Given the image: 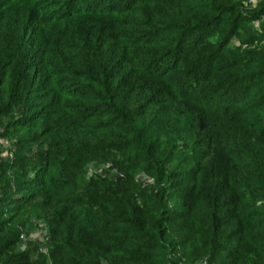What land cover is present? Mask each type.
I'll return each instance as SVG.
<instances>
[{
  "label": "trees",
  "instance_id": "obj_1",
  "mask_svg": "<svg viewBox=\"0 0 264 264\" xmlns=\"http://www.w3.org/2000/svg\"><path fill=\"white\" fill-rule=\"evenodd\" d=\"M11 132L0 264H264V0H0Z\"/></svg>",
  "mask_w": 264,
  "mask_h": 264
},
{
  "label": "rangeland",
  "instance_id": "obj_2",
  "mask_svg": "<svg viewBox=\"0 0 264 264\" xmlns=\"http://www.w3.org/2000/svg\"><path fill=\"white\" fill-rule=\"evenodd\" d=\"M241 2V4L245 8H252L257 4L258 1H256L254 4L251 3H245L243 0H238ZM259 19L253 20L252 24L257 26L259 25ZM231 42H238L236 38L232 37ZM9 137L6 138V136H0V177L2 175H5L7 178H15V172L18 169L17 164L11 163L12 159V152L16 150L17 145L15 144L16 140V133H9ZM4 140L8 141V144L4 142ZM34 147V145H33ZM32 147V148H33ZM10 151L11 155H8V152ZM105 162H110L111 166L115 168L116 171L120 172L121 175H118V177H123L122 169L120 166H122V162L118 163L114 158L112 159L110 156H101L95 161H90L86 166V172L84 175L87 177L90 174H92L91 170V164L93 166H102ZM103 175L108 176L109 179L114 180L116 176L111 174L110 172L104 171ZM133 177L135 181L139 184H146L151 183V178L147 176V174L141 170V169H135L133 171ZM18 219L23 220V226L20 230L21 238L19 239L18 243L15 244L14 248H24L27 241L32 240L33 244L37 246L38 250H45L47 240L50 238L49 234L47 232L46 226L43 224V220L36 216L35 209L31 208L27 214L20 215L17 217ZM207 261V257L203 256ZM189 264V263H185Z\"/></svg>",
  "mask_w": 264,
  "mask_h": 264
},
{
  "label": "built area",
  "instance_id": "obj_3",
  "mask_svg": "<svg viewBox=\"0 0 264 264\" xmlns=\"http://www.w3.org/2000/svg\"><path fill=\"white\" fill-rule=\"evenodd\" d=\"M245 3H251L254 4L258 0H243ZM6 144H8L7 140H4ZM8 155H11L10 151L8 152ZM91 170L93 173H101L103 174L104 171L110 172L111 174H116V175H121L120 172L116 171L115 168H113L110 164V162H105L102 166H93V164L90 165ZM21 238V235H19V239ZM193 264H208V261L204 258L201 257L199 258L196 262Z\"/></svg>",
  "mask_w": 264,
  "mask_h": 264
}]
</instances>
